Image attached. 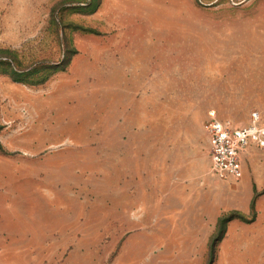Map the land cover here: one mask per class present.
I'll return each mask as SVG.
<instances>
[{"label":"rangeland","instance_id":"obj_1","mask_svg":"<svg viewBox=\"0 0 264 264\" xmlns=\"http://www.w3.org/2000/svg\"><path fill=\"white\" fill-rule=\"evenodd\" d=\"M247 19L264 0H0V264H264V164L253 206L195 167L210 111L264 118L241 73L193 84Z\"/></svg>","mask_w":264,"mask_h":264},{"label":"crops","instance_id":"obj_2","mask_svg":"<svg viewBox=\"0 0 264 264\" xmlns=\"http://www.w3.org/2000/svg\"><path fill=\"white\" fill-rule=\"evenodd\" d=\"M227 27H223V29L229 33L230 38L233 36L237 38L236 36V30L238 28H244V33L247 36L246 39H250V45L247 46V49H232L230 46L223 47L222 51L219 52V55L226 57V63H223L226 65L225 68L216 67L218 66L219 59L214 60L211 58L210 60L206 59V63L209 64L208 68L205 72L207 74V71H209V74H212L214 77V81L210 83H203L199 84L194 82L195 89H200L199 92L203 94H225L224 91H221L223 87H225V84L229 83H236L238 79H235V75L241 73L242 77H249V81L246 82L244 88L248 90L249 92L253 90H264V71H261L264 66V20L260 19H253V20H237L233 21L227 24ZM240 29V30H241ZM214 32L216 30L213 29ZM222 31V28H219L217 30L218 33ZM224 32V31H222ZM227 33V34H228ZM249 34V37L248 35ZM217 50H213L209 55L213 57ZM211 65V66H210ZM258 74H260V80ZM254 79L258 82V88L254 87L253 85L257 82L254 81ZM192 83V82H191ZM261 83V84H259ZM227 87H234V85H228ZM206 91H202V90ZM252 99H255L254 102H257L258 104L264 105V100H256V96H253ZM217 116L224 122H227L230 126L238 127L243 126L241 124H236L235 122L232 123L230 119L223 118L219 115L218 111L215 110ZM209 118V114L207 115V119ZM250 122V117L249 121ZM205 127V126H204ZM208 137L209 141V152L207 157L203 155L204 158H206L207 163L205 167H201L199 165H195L197 169L200 171L196 172V176L200 179L201 182L205 185V188L201 190V199H203L206 204H211L212 206L220 204V192L218 189L214 186L210 185V182L212 181V176L210 175V172H208V169L210 170L211 167V157H210V150H211V140L210 136L207 132V129L204 128ZM261 151V152H260ZM199 159H202V155L198 156ZM261 158L264 159V151L252 147L249 148L242 156V165H243V175L239 179H235L232 177L222 178L223 180H233L235 182V185L233 186L230 191H232L233 194L238 195L242 193L243 189L245 188L246 192L248 194V201L252 200V206L254 205V196L257 194V192L262 191L261 185L263 184V180L260 181L255 179V177H258V174L260 173L259 166L261 164H264V162H261ZM251 163V166H249L247 163ZM210 165V166H209ZM209 167V168H208ZM201 168V169H200ZM251 170V171H250ZM212 174V173H211ZM213 175V174H212ZM217 183L218 181L215 180ZM261 193V192H260ZM264 195V194H263ZM226 199V198H225ZM225 199H223V203H225ZM246 203V206H247ZM232 204V203H231ZM232 205L236 206L237 208L241 209L239 203H233Z\"/></svg>","mask_w":264,"mask_h":264},{"label":"built area","instance_id":"obj_3","mask_svg":"<svg viewBox=\"0 0 264 264\" xmlns=\"http://www.w3.org/2000/svg\"><path fill=\"white\" fill-rule=\"evenodd\" d=\"M205 128L211 140L210 169L220 178H241L243 154L252 147L264 151V118L258 111L252 112L247 125L233 127L213 110L209 112Z\"/></svg>","mask_w":264,"mask_h":264}]
</instances>
